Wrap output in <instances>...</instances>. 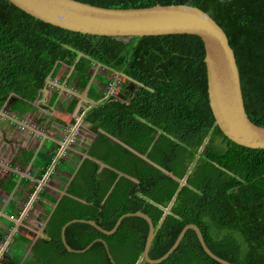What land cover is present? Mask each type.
I'll return each instance as SVG.
<instances>
[{"label":"trees","instance_id":"1","mask_svg":"<svg viewBox=\"0 0 264 264\" xmlns=\"http://www.w3.org/2000/svg\"><path fill=\"white\" fill-rule=\"evenodd\" d=\"M82 1L123 7L187 3L204 9L224 29L234 50L248 116L264 125V0ZM203 57V41L196 34L84 33L0 0V109L8 111L2 120L15 127L13 117L21 119L36 109L43 88L64 65L58 79L76 90L86 88L94 100L82 114L96 133L87 143L88 154L108 164L100 168L89 156L80 161L70 146L60 155L38 152L44 161L41 171L53 163L48 176L67 181L65 192L51 197L56 203L47 207L48 236L42 239L55 263L112 264L109 251L115 264H223L205 252L192 228L165 259L144 260L148 222L133 214L125 215L111 233L86 221L67 224L66 242L77 249L91 243L84 251L68 250L61 239V227L69 219H93L111 229L121 214L138 209L154 223L148 251L152 258L171 246L186 223L194 222L217 255L235 264L264 262V148L238 144L220 130L208 102ZM94 63L106 68L95 75L101 85L89 84ZM113 73L121 76L118 84L124 91L132 84L125 101L106 91ZM59 98L52 90L47 103L61 106ZM77 101L75 93L68 94L63 108L71 111ZM22 151L25 160L28 150ZM66 166L71 178L60 171ZM20 181L30 180L21 176ZM30 182L33 191L38 182ZM5 233L0 229V241Z\"/></svg>","mask_w":264,"mask_h":264},{"label":"water","instance_id":"2","mask_svg":"<svg viewBox=\"0 0 264 264\" xmlns=\"http://www.w3.org/2000/svg\"><path fill=\"white\" fill-rule=\"evenodd\" d=\"M31 15L52 24L91 34L148 35L168 33H191L198 35L204 45L208 102L220 130L232 141L252 148H264V125L250 119L246 112L241 89L240 72L235 53L221 25L204 9L187 3H154L144 6H104L82 0H10ZM47 87L43 88V91ZM100 165L105 163L90 155ZM157 165V164H156ZM162 168V167H161ZM168 174L170 171L162 168ZM180 183L183 178L178 179ZM139 215L148 222V232L141 257L155 263L165 259L178 245L186 229L195 230L205 250L223 264H235L214 253L206 244L202 231L194 222L186 223L171 246L160 256H149L154 235L152 218L144 211H127L121 214L111 229H105L93 219L72 218L61 227V237L68 250L84 251L90 246L77 249L65 239V227L72 221H86L104 233L113 232L125 215ZM108 245L103 238H96ZM112 264H115L108 251ZM264 264V262L262 263Z\"/></svg>","mask_w":264,"mask_h":264},{"label":"crops","instance_id":"3","mask_svg":"<svg viewBox=\"0 0 264 264\" xmlns=\"http://www.w3.org/2000/svg\"><path fill=\"white\" fill-rule=\"evenodd\" d=\"M59 80L60 79L57 78V81ZM49 81H51V79ZM45 91L46 90L43 91L42 96L35 102L38 113V115H36L38 128H20V122L14 118L13 119L17 122L15 125L16 128H11L7 122L2 120V117L0 118V145H2L3 148L4 144L6 147L16 148L15 152H13L9 158H6L5 154L3 155V153H1V158L5 159L2 164L5 166V172H0V192H5L4 186L7 185L8 191L5 193L8 195L4 196L5 198H3L4 200L0 206V229L6 232L5 238L3 241H0V244L4 243L3 245L5 246L7 243L6 251L0 254V264H57L54 261L55 258L52 253H49L45 248V243L42 239L48 236L45 232V225L51 211L47 212V207L48 205L53 207L56 203L51 202V197H56V199H58L61 194L65 192L67 181L59 175H54L52 177L48 176L50 169H52V164H48V169L45 172L41 171V166L44 164V161L39 158L38 152L42 151L47 154L50 150H54L56 154L59 155L58 152L62 151V144L67 136L72 134L76 137L74 142L75 145L73 146L69 143L67 147L70 146V149L80 156L81 161L83 157L89 155L87 143H91L96 135L95 132L89 129L88 123L84 122L82 119V114L86 107L80 112L78 117L79 120H77V125L80 123L79 121L82 120L83 123H80L81 127L79 125L80 128H75V122L74 126L70 128L75 120L77 110L81 107V103L79 102V105L78 101L79 99L81 100L82 97L78 98L76 105L71 111H67L63 107L68 100L64 103V101L62 102L60 99L59 103L62 104L61 106H58V103H44V99L47 101L50 97L49 94L44 98ZM58 94L60 96V91H58ZM85 95L86 91L84 92V96ZM125 96L118 95L116 97L125 101ZM88 101L94 102L93 99ZM84 103L85 101L82 102V105ZM54 122L58 124H56V128L52 125ZM73 129H75V135L72 133ZM99 130L101 129L99 128ZM159 132V130L156 131V137ZM76 133H78L77 136ZM108 135L113 140L122 143L121 140L113 135ZM124 145L140 156L147 158L131 146L127 144ZM23 148L28 150V156L25 160L22 158L23 154H25V152L22 151ZM14 156H17L15 161L13 160ZM107 165L106 163L105 165L99 164V167L101 168ZM17 167L21 168L19 169ZM60 171L62 175L68 176V178H71L73 175V173L68 172L67 166ZM170 172L172 173L170 175L179 179L172 171ZM119 173L121 174V172ZM21 176L29 178L30 181L36 180L38 182L33 191L29 189L32 185L30 181H25L23 183L24 185L20 186L22 182L20 181ZM184 179L185 178H183V180ZM11 182H15L13 188L10 186ZM43 185L45 186L44 188H42ZM39 196L45 197V200H40ZM12 197H16V200L13 201L11 207H9L13 208V212L8 213L5 210V206H9L7 202ZM167 209L168 207L165 208L164 212H166ZM2 216V219H5L4 221L1 219Z\"/></svg>","mask_w":264,"mask_h":264},{"label":"rangeland","instance_id":"4","mask_svg":"<svg viewBox=\"0 0 264 264\" xmlns=\"http://www.w3.org/2000/svg\"><path fill=\"white\" fill-rule=\"evenodd\" d=\"M64 65H62L60 68H59V70L57 71V73H56V75H55V77L53 78V79H51V81H49V84H50V87H48L47 89H46V91H45V96H44V98L45 97H47L49 94H51V91L53 90V89H55V90H58V91H60V98L59 99H61L62 100V102L64 101V103H65V101H67L68 100V94H71V93H75L77 96H78V98L79 97H82L81 98V100L79 99V101H78V104H79V102L81 103V108H84V107H86L87 108V103L89 102L88 100H90L91 98H89V97H87V95H85L84 96V92L86 91V88H84L83 90H76V89H74L73 88V86L71 85V84H68V85H66L65 84V82H64V80H59V81H57V76L64 70ZM70 68V67H69ZM69 68H68V70H69ZM106 72V68L104 67V66H102V65H100V64H96V63H94L93 64V66H92V69H91V77H90V80H89V84H95V85H101V83H100V81H98L97 79H96V73H105ZM106 76V75H105ZM107 77H108V75H107ZM110 77H112L111 78V81L107 84V87H106V91H108L109 89L111 90V92H112V94H114V95H116V96H125V95H127L128 94V91L127 90H123V89H121L120 88V85L118 84V81L121 79V76H117V74L115 73H113V75L112 76H110ZM85 97V98H84ZM45 101H43L44 103H46L47 101H46V99H44ZM83 101H85V103L82 105V102ZM80 105V104H79ZM85 108V109H86ZM40 110H41V107H40ZM85 111V110H84ZM5 114H7L8 115V111H7V109H5V108H1L0 109V118L3 116V115H5ZM59 114V113H58ZM79 114H80V111H79V109L77 110V112H76V114H75V120H74V122H73V124L70 126V128H72L73 126H74V123L76 122V124H75V128H80L81 127V125H80V123H83L82 122V120H80L79 122V124L77 125V120H79L78 119V117H79ZM36 115H38V113H37V109H35V110H33V111H31L30 113H28V114H25L24 115V117L23 118H21V119H19L18 117H13L14 119H16V120H18L19 122H20V124H21V127L20 128H38V124L36 123ZM68 118V117H67ZM71 123H72V121H71ZM57 124V123H56ZM56 124H55V122H54V124L52 123V125H54V128H56ZM51 125V126H52ZM58 125V124H57ZM79 125H80V127H79ZM61 126V125H60ZM11 128H14V127H12V126H10ZM53 127V126H52ZM16 128V127H15ZM75 132V129H73V131H72V133H74ZM74 135H75V133H74ZM78 135V133H76V136ZM217 141H219V137L217 138ZM4 146V148L2 147V145H0V172L1 173H4L5 172V166H3L2 164L4 163V158H1L2 156H1V153H3V155L5 154V157L6 158H9L10 156H11V154H13V152H15V149L16 148H10V147H6V145L4 144L3 145ZM19 156V155H18ZM51 164H53V163H51ZM17 168H21V167H17ZM51 170V169H50ZM50 172V171H49ZM6 183V182H5ZM8 183V182H7ZM14 184H15V182L13 183V182H11V184H10V186L13 188V186H14ZM24 184H23V181L21 182V184H20V186H23ZM4 189H5V192L6 191H8V189H7V185L6 186H4ZM5 192H0V206H1V203H2V201L4 200L3 198H5L4 196H6V195H8V194H6ZM17 195V194H16ZM15 196V195H14ZM39 199L40 200H45V197H43V196H39ZM16 200V197H12V198H10L9 200H8V202H7V204H9V206H5V210H6V212H8V213H11V212H13L12 210H13V208H9V207H11V204L13 203V201H15ZM44 203V202H43ZM9 215V214H8ZM5 217V216H4ZM3 218V216L1 217V219ZM6 218V217H5ZM5 219H2V221H4ZM0 223H1V221H0ZM8 236V235H7ZM4 244V243H3ZM3 244H0V254L1 253H3V251H6V249H7V246H6V248H5V246L3 245ZM17 248V247H16ZM20 248V247H19Z\"/></svg>","mask_w":264,"mask_h":264},{"label":"built area","instance_id":"5","mask_svg":"<svg viewBox=\"0 0 264 264\" xmlns=\"http://www.w3.org/2000/svg\"><path fill=\"white\" fill-rule=\"evenodd\" d=\"M109 93H112L111 90H108ZM73 140V135L70 134L69 136H67L66 140L64 141V143L62 144V151L58 152L59 155L62 154L64 152V148L68 146V144Z\"/></svg>","mask_w":264,"mask_h":264},{"label":"flooded vegetation","instance_id":"6","mask_svg":"<svg viewBox=\"0 0 264 264\" xmlns=\"http://www.w3.org/2000/svg\"><path fill=\"white\" fill-rule=\"evenodd\" d=\"M126 85H127V88H128V89H131V88H132V84H131L130 82L127 83ZM128 89H127V90H128ZM115 96H116V95H115ZM125 100H126V99H125Z\"/></svg>","mask_w":264,"mask_h":264},{"label":"clouds","instance_id":"7","mask_svg":"<svg viewBox=\"0 0 264 264\" xmlns=\"http://www.w3.org/2000/svg\"><path fill=\"white\" fill-rule=\"evenodd\" d=\"M48 88V87H47ZM5 246H7V243H6V245Z\"/></svg>","mask_w":264,"mask_h":264}]
</instances>
